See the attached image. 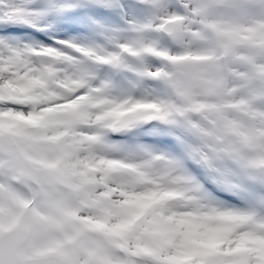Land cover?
Wrapping results in <instances>:
<instances>
[{"label":"rangeland","instance_id":"rangeland-1","mask_svg":"<svg viewBox=\"0 0 264 264\" xmlns=\"http://www.w3.org/2000/svg\"><path fill=\"white\" fill-rule=\"evenodd\" d=\"M227 1L177 0L175 4L180 5L181 12L170 4L171 0H119L123 8L100 6V10L114 14L122 11L125 18L114 24H104L96 16L94 19V5L83 8L85 11L80 12L101 26L95 32L102 33L87 36L103 49L87 56L89 67L107 69L111 64L105 56L111 58L120 49L132 63L124 66L118 60L125 75L121 87L138 88L148 97L153 92L152 78L162 73V87L168 83L170 98H174L163 104L164 109L179 115L187 111L190 116L189 123L184 122L186 130L193 128L194 116L205 117L202 107L228 111L226 114L233 117L234 113L264 117L261 107L254 106L264 95V0H233L252 4L253 8L228 16L213 7L204 10L205 6ZM34 3L44 4L46 0H0V21L9 17L41 19L43 16L29 7ZM139 5L144 8L142 13L137 12ZM192 6L204 11L201 14ZM52 17H47V21ZM167 21L176 22L175 30L168 36L169 45H161L156 30ZM25 24L32 25H20ZM36 24V28L45 26L37 21ZM232 39L242 41L241 49ZM11 57L0 54V100L9 101H0V232L27 224L32 237L23 255L54 253L65 264H184L189 260L191 256L187 254L184 259L169 257L168 239L156 241L143 230L135 229V217L124 215L141 205L144 193L136 190L135 182L126 174L119 181L104 182V168H97V162L91 161L108 151L96 138L100 134L86 125L97 110L106 109L102 96L110 86L108 78L98 77L92 70L88 76L96 77L98 82L91 84L85 78L86 86L80 93H85L87 87L95 88V92L68 99L73 71L64 52L56 56L58 66L52 68V77L44 74L47 79L24 70L25 50L21 60L11 61ZM159 59L165 63L157 64ZM184 59L191 61L189 66L181 65ZM40 68L37 70L42 73ZM95 107L90 114L89 110ZM161 109L160 105L155 106L143 118H158ZM75 127H81L75 131L82 135L73 136ZM255 136L253 133L236 145L245 158L252 150L256 153L253 162H259L264 158V139ZM134 193L137 197L132 202L130 195ZM34 196L41 198L33 201ZM122 204L129 206L120 207ZM187 204L173 208L188 209ZM263 252L258 264L264 263ZM238 253L246 254L242 248Z\"/></svg>","mask_w":264,"mask_h":264},{"label":"bare ground","instance_id":"bare-ground-1","mask_svg":"<svg viewBox=\"0 0 264 264\" xmlns=\"http://www.w3.org/2000/svg\"><path fill=\"white\" fill-rule=\"evenodd\" d=\"M233 3H245L252 6V4L246 2H234L233 0H228L225 4ZM254 9L256 10L257 8ZM80 10H83V8H76L58 16L62 18L64 29L68 28L65 23L70 22V27L72 25L71 22L73 21L74 14L71 12L78 11L77 16H82ZM219 12H221V15L226 16L236 13L230 11ZM107 14L111 15L110 12ZM56 17L53 16L52 18L58 19ZM48 19L44 21L42 17L41 19H36L35 23H31L34 26L39 25L36 24V21L41 24L45 23L42 29H52L56 24L53 25L55 19L47 21ZM106 23L114 24L115 20H108ZM100 28L101 26L98 25V29ZM67 31L55 32L46 37L53 39L58 36L56 38L58 39L56 41L57 44L53 46L49 42L32 38V35H30L31 38L29 40L24 41H18L14 38H8L7 40L0 38L2 39L0 40V54L4 56L12 55L11 61H18L23 58L25 50L27 60L24 61L26 65L24 66V70L28 69L29 74L36 72L40 78L43 75L47 79V77H52V68L58 66L56 56L64 52L71 64V70L75 72L71 73L70 86H68L66 96L69 97L71 95V97H74L76 94H80L79 97L81 98L86 96V94L90 96L95 92V88L93 89V87H87L85 93H80V90L86 86L84 84L85 74L89 72L85 58L90 56L91 51H102V45L92 43V40L87 39L88 35L85 36L83 33ZM99 34L102 35L100 32ZM64 41H67V43H63ZM80 46H84V48L80 49ZM27 54L30 58L27 57ZM81 54L84 55V60L81 58ZM105 58L111 64L118 60L124 66L132 64L123 53H118L111 58L106 55ZM38 67H41L42 73L38 72ZM119 69L120 67L116 70L118 71L117 75H119L118 81L115 84L111 83L112 85L104 90L105 92L102 96V100L106 102V109L97 110L94 117L87 123H92L89 126L91 130H96L100 124H106L121 133L135 137L136 141L141 142L140 147L133 148L122 149L119 146L112 145L111 149L105 148L108 151L102 152L99 154L100 156L91 159V161L97 162V168L99 166L104 168V182L121 180L123 172L128 179L135 182L134 186L137 188L136 190L144 193L143 199L140 201L143 203L138 207L131 208L124 217L136 216V219L133 221L140 220L138 228L143 230L146 235L153 236L156 241L168 239L171 244L168 249L169 257L184 259V255L186 254L191 256L189 260L183 262L184 264H216L217 261L226 257L232 258L236 261V264H257L260 260L259 254L264 251V236L257 234V229L260 227H256L254 225L256 223L250 217L221 213L208 207L206 204L199 203V197L195 195L193 189L187 184L180 172L173 168L167 159H161L158 156L164 155V153L161 150L151 148L148 145L151 143L146 142L147 137H141L143 135H139L138 133L140 131V127H138L139 119L145 112L154 109L157 105L162 107L159 113L163 116L162 119L165 126L171 125L177 127L180 131H186L181 127L182 123L172 121L170 119L172 113L164 109L163 104L174 99L173 97L170 98L169 85L165 89L159 87L157 89L152 88L153 92L150 97L143 94V91H140L138 88L136 91L126 92L127 89L121 87L124 80L123 76L125 75L122 72L123 70ZM20 71L22 72L23 69L20 68ZM75 74L77 76L74 78ZM114 85H117V88ZM88 100L91 105L90 98ZM0 101L9 103V101H4L3 99ZM50 102L51 100L48 101L46 106ZM93 109H96V107L89 110L90 114ZM202 109L203 115L207 116L211 122L210 126L200 124L199 131L201 130V133L199 134L205 137L217 140L221 138L226 139L230 146L243 142V140L253 133L256 135L255 137L264 139V117L253 118L252 116H247L245 118L242 115L233 117L227 115V112H218L213 108L202 107ZM78 129L80 130L81 127H75L73 136L82 135L81 131V133L75 131ZM147 130H153L152 124L148 126ZM150 134L152 135V133ZM251 151L249 154H246V159L249 161L251 159L253 161L256 155V153H251ZM258 161L252 162L254 167L256 169L263 168L264 158ZM6 182L10 183L9 180ZM130 196L133 202L137 194L134 193ZM190 200L199 203L197 208L179 210L172 207L163 208L161 207L162 204H160L162 202H174L178 204ZM128 206L127 204H122L120 207L126 208ZM189 211H193V213ZM239 248L245 249L247 253L252 255H258L255 256L256 259L254 257L241 256L238 254Z\"/></svg>","mask_w":264,"mask_h":264},{"label":"snow or ice","instance_id":"snow-or-ice-1","mask_svg":"<svg viewBox=\"0 0 264 264\" xmlns=\"http://www.w3.org/2000/svg\"><path fill=\"white\" fill-rule=\"evenodd\" d=\"M140 3V0H138ZM92 5L104 7H120L119 0H46V3H34L29 5L36 13L44 17L60 16L67 11L76 8H88ZM196 7L198 12L213 7L218 11L246 12L252 8L245 3L221 4L205 6L204 10ZM34 23L31 17L7 18L0 21V26ZM91 22V21H90ZM33 29L37 30L35 27ZM40 31V30H37ZM51 35L48 28L44 31ZM7 40L8 37H2ZM58 39H53L55 45ZM254 106L261 107L264 111V95H261ZM153 125L152 134L171 136L174 141V154L158 155L161 159H167L169 164L178 170L184 180L199 197V202L206 204L221 213H231L239 216L250 217L254 223L261 227L257 234L264 236V168L256 169L245 158L243 150L238 145H229L226 139H210L199 134L196 129L189 127L186 131H180L175 126L159 127ZM195 136V139L193 137ZM224 193L236 196L243 207H236L219 199ZM216 264H236L230 257L222 258Z\"/></svg>","mask_w":264,"mask_h":264},{"label":"water","instance_id":"water-1","mask_svg":"<svg viewBox=\"0 0 264 264\" xmlns=\"http://www.w3.org/2000/svg\"><path fill=\"white\" fill-rule=\"evenodd\" d=\"M174 23L164 28L171 32ZM235 45L242 44V41L233 39ZM186 64H189L187 61ZM30 231L27 226L16 227L0 236V264H64V261L55 255L47 254L36 257H24L21 250L29 245Z\"/></svg>","mask_w":264,"mask_h":264}]
</instances>
